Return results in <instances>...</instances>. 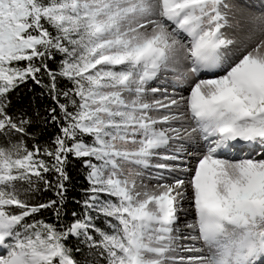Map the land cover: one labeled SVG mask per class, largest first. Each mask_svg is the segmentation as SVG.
<instances>
[{
  "label": "snow or ice",
  "instance_id": "1",
  "mask_svg": "<svg viewBox=\"0 0 264 264\" xmlns=\"http://www.w3.org/2000/svg\"><path fill=\"white\" fill-rule=\"evenodd\" d=\"M0 264H264V0H0Z\"/></svg>",
  "mask_w": 264,
  "mask_h": 264
}]
</instances>
